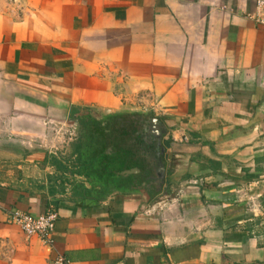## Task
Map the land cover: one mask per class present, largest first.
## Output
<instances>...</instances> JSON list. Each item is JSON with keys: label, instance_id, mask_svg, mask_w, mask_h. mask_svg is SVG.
Instances as JSON below:
<instances>
[{"label": "crops", "instance_id": "obj_1", "mask_svg": "<svg viewBox=\"0 0 264 264\" xmlns=\"http://www.w3.org/2000/svg\"><path fill=\"white\" fill-rule=\"evenodd\" d=\"M254 10V0H0V264H264ZM117 82L150 96L168 142L164 184L65 197L39 159L55 154L56 127L75 128L73 108L126 111ZM14 210L55 211L52 245L11 223Z\"/></svg>", "mask_w": 264, "mask_h": 264}, {"label": "rangeland", "instance_id": "obj_2", "mask_svg": "<svg viewBox=\"0 0 264 264\" xmlns=\"http://www.w3.org/2000/svg\"><path fill=\"white\" fill-rule=\"evenodd\" d=\"M114 91L118 96L119 105H123L126 111L150 113L156 118L153 110L150 109L148 94L131 93L122 82L114 85ZM94 110L91 106H86L80 111H75L78 119L74 121L75 128L73 127L71 132L56 127L55 133L61 137V140L54 148L55 154L39 159L45 166L54 167L52 185L59 189L60 193L65 192L66 195H63L65 197L96 201L98 197L115 190L116 185L113 184L116 181L108 176V172L117 167L111 151L113 148L107 142H100L102 135L94 123L95 115L92 114ZM71 118L74 119L72 116ZM64 129L71 128L67 125ZM93 133L95 136H92ZM92 138L94 140H91Z\"/></svg>", "mask_w": 264, "mask_h": 264}, {"label": "flooded vegetation", "instance_id": "obj_3", "mask_svg": "<svg viewBox=\"0 0 264 264\" xmlns=\"http://www.w3.org/2000/svg\"><path fill=\"white\" fill-rule=\"evenodd\" d=\"M94 111L96 113L92 112L95 115L94 123L102 135V139L99 140L100 142H107L113 148L111 151L114 154L117 167L119 166L116 171H113L116 178V183L113 184L116 185L114 189L119 191L145 190L149 195L159 192L164 184L162 179L165 180V175L163 178L161 175L164 133L155 117L150 113L140 114L133 111L115 113H102L96 109ZM77 119L76 117L75 120ZM136 126H140L146 132L144 139L146 143L154 145L152 152H144L143 149L135 148L136 144H134V137L131 134H119L121 131L129 133ZM110 132H114V136H112L114 138L105 137V134L109 135ZM92 136H95L94 133ZM131 152H135L138 158L136 164H133V159L128 156ZM118 159L122 160L121 163H118ZM153 167L154 172H151Z\"/></svg>", "mask_w": 264, "mask_h": 264}, {"label": "built area", "instance_id": "obj_4", "mask_svg": "<svg viewBox=\"0 0 264 264\" xmlns=\"http://www.w3.org/2000/svg\"><path fill=\"white\" fill-rule=\"evenodd\" d=\"M255 10L250 16L257 24L264 27V0H254ZM56 213L53 210L39 214L14 210L9 215V221L19 226L27 235H37L45 244L52 245L54 221ZM65 256L58 255L49 264H68Z\"/></svg>", "mask_w": 264, "mask_h": 264}, {"label": "trees", "instance_id": "obj_5", "mask_svg": "<svg viewBox=\"0 0 264 264\" xmlns=\"http://www.w3.org/2000/svg\"><path fill=\"white\" fill-rule=\"evenodd\" d=\"M75 111H76V108H73L72 109V111H71V113H75ZM77 112V111H76ZM72 114V115H73ZM152 115V114H151ZM156 119H157V121L159 122V118L158 117H156ZM138 125H139V123H138ZM145 131L143 130V129H141V127L140 126H136V127H134L129 133H127V132H125V131H121V133H119V134H127V135H129V134H131V136H133L134 137V144H136V147L135 148H137V149H143L144 150V152H152L153 150H154V145L152 144V143H146V141H145ZM112 136H114V132H110L109 133V135L108 134H105V137L106 138H114V137H112ZM91 140H94V138H92ZM167 144H168V142L166 141V140H162V145H163V148H164V152H163V157H162V163H163V165L165 164L164 163V153H165V148H166V146H167ZM117 146V145H116ZM128 156L130 157V159L132 158L133 159V164H136V162H137V160H138V158L136 157V155H135V152H131V153H129L128 154ZM127 156V157H128ZM121 159H118V163H121ZM119 167V166H118ZM118 167L117 168H114V170L113 171H116L117 169H118ZM165 168V167H164ZM113 171H110V172H108V176L110 177V178H112V179H115L116 180V178L114 177V172ZM151 172H154V167L153 168H151V170H150ZM105 192V191H104Z\"/></svg>", "mask_w": 264, "mask_h": 264}, {"label": "water", "instance_id": "obj_6", "mask_svg": "<svg viewBox=\"0 0 264 264\" xmlns=\"http://www.w3.org/2000/svg\"><path fill=\"white\" fill-rule=\"evenodd\" d=\"M155 120H157V119L155 118ZM163 152H164V149H163ZM164 174H165V168H164L163 163H161V175H162V178H163ZM162 182H164V178L162 179Z\"/></svg>", "mask_w": 264, "mask_h": 264}]
</instances>
